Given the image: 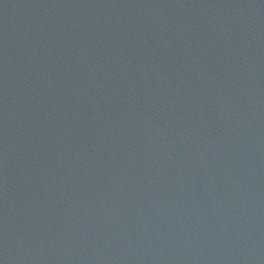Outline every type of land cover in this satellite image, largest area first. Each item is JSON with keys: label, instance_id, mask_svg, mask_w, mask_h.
I'll return each instance as SVG.
<instances>
[{"label": "water", "instance_id": "95a60500", "mask_svg": "<svg viewBox=\"0 0 264 264\" xmlns=\"http://www.w3.org/2000/svg\"><path fill=\"white\" fill-rule=\"evenodd\" d=\"M0 264H264V0H0Z\"/></svg>", "mask_w": 264, "mask_h": 264}]
</instances>
